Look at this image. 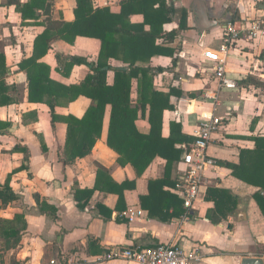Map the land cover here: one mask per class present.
Returning <instances> with one entry per match:
<instances>
[{"label": "crops", "instance_id": "obj_1", "mask_svg": "<svg viewBox=\"0 0 264 264\" xmlns=\"http://www.w3.org/2000/svg\"><path fill=\"white\" fill-rule=\"evenodd\" d=\"M92 1L94 7L101 8L121 0ZM195 1L166 0L171 22L164 25L163 30L178 32L177 38L166 45L174 50L175 63L170 57L160 56L153 58L150 64L162 69L154 77L157 91L168 93L173 88L182 93L181 97H170L173 110L163 113L162 136L169 135L172 121L180 122L182 132L192 137L202 119L220 118L221 125L212 135L208 155L215 162L237 164L240 150L253 149L252 139L264 136V88L245 81L250 77L264 84V38L255 41L241 38L231 46L226 75L237 82L235 91L216 89L209 76V61L202 57V52L221 45L223 28L229 18L252 19L264 13V5H253L250 0H243L239 6L234 0H202L209 18L216 22V26L203 31L196 26ZM26 2L0 0V53L9 69L6 82L13 88L10 96L14 102L0 107V122L10 124L5 134L0 135V185L9 178L8 185L16 195L15 201L0 209V218L11 221L19 217L14 227L21 231L18 246L1 252L0 264H126L120 260L96 263V259L113 249L156 245L182 247L187 251L197 249L199 260L193 264H241L246 257L262 260L264 217L253 200L258 188L232 177L230 170L217 166L207 174L205 187V192L208 187H215L229 191L238 199L228 219L217 224L208 221L206 215L213 205L203 198L187 219L182 215L164 223L150 219L147 212L136 205V196L147 195L148 182L164 176L165 161L155 158L140 177H136L130 165H118V156L106 145L107 117L90 154L68 160L67 130L62 119H80L90 101L78 97L68 105L62 103L55 108L57 119L53 125L48 106L28 102L26 74L18 71V65L31 57L33 42L44 28L21 19L16 5ZM74 7V0H54L52 18L71 22ZM182 10L187 12L188 29L178 31ZM43 20L42 16L39 21ZM50 46L39 62L50 68L51 80L65 86L78 85L89 71L83 65L70 70L63 64L59 66L56 54L64 62L73 56L95 62L100 48L98 40L82 37H77L73 44L56 40ZM110 64L115 68L122 66L116 61ZM107 83H113V72H108ZM131 97L135 102L134 89ZM135 125L138 132L148 133L146 117ZM97 165L106 169L108 178L116 183L135 180L134 191L125 193L128 203L125 211H116V195L100 191L94 192L83 211L76 207L74 190L94 187ZM183 171L182 161L175 163L171 180L180 178ZM98 205L103 209L99 210ZM106 210L112 212L110 217L106 216ZM131 212L136 215L133 221Z\"/></svg>", "mask_w": 264, "mask_h": 264}, {"label": "trees", "instance_id": "obj_2", "mask_svg": "<svg viewBox=\"0 0 264 264\" xmlns=\"http://www.w3.org/2000/svg\"><path fill=\"white\" fill-rule=\"evenodd\" d=\"M53 1L27 0L24 4L16 5L23 21H31L32 25L44 28L33 42L31 57L23 59L18 65V71L26 74L28 102L48 106L50 123L53 125L57 119L56 107L62 103L68 105L78 97L88 99L90 106L80 119H62L67 130L65 150L68 160L82 159L90 154L100 138L103 121L107 117L106 145L118 156V165H130L136 177H140L155 158H161L166 164L164 176L148 182L147 195L136 196V205L147 212L152 220L165 223L180 218L185 210L181 199L172 191L180 178L171 180L170 173L172 166L182 161L195 138L184 134L181 123L176 121L169 123V135L162 136L163 113L173 110L170 97H181L182 93L173 88L168 93L157 91L154 77L162 69L150 65L153 58L160 56L170 57L175 63L174 50L166 45L177 38L178 32L167 33L163 30L164 25L171 22V10L166 0H121L115 5L101 8L94 7L92 0H74L71 22L52 18ZM42 16L44 20L39 21ZM186 29L187 12L182 10L178 31ZM77 37L98 40L100 48L95 62L77 56L64 62L56 54L59 66L63 64L70 70L73 66L83 65L89 71L78 85L65 86L51 80L50 68L39 60L50 50L53 41L73 44ZM110 61L119 62L122 66L112 67ZM108 72H113L111 85L107 83ZM8 74L5 57L0 53V107L14 103L10 96L13 88L6 82ZM245 81L246 84L264 88V84L255 78L247 77ZM132 89L136 93L135 102L131 97ZM145 117L149 131L140 133L135 123ZM9 126L0 122V135L5 134ZM252 141L253 149H241L237 164L225 161H216V164L230 170L231 176L237 180L258 188L253 200L264 217V136H257ZM21 151L25 153L24 149ZM8 182L9 178L4 185H0V209L16 200ZM134 189L135 180L116 183L108 178L106 169L97 165L94 187L76 188L73 200L76 207L83 211L95 191L114 194L118 197L115 209L123 212L128 207L125 193ZM204 201L213 205L206 215L207 220L217 224L232 215L238 199L227 190L208 187ZM36 202L38 204L39 200ZM97 207L103 209L99 205ZM111 213L106 210L107 217ZM18 219L15 217L10 221L0 218V255L18 246L21 231L14 227Z\"/></svg>", "mask_w": 264, "mask_h": 264}, {"label": "built area", "instance_id": "obj_3", "mask_svg": "<svg viewBox=\"0 0 264 264\" xmlns=\"http://www.w3.org/2000/svg\"><path fill=\"white\" fill-rule=\"evenodd\" d=\"M227 1L230 2V0ZM234 1L239 6L243 0ZM250 1L256 6L264 5V0ZM241 38H246L248 41L264 38V13L252 19L233 20L229 18L223 28L221 45L216 49H206L202 52V57L209 61L211 67L209 76L212 77L219 91H235L238 88L237 82L227 77L226 68L230 48ZM220 125L221 119L211 116L202 119L192 132L195 141L183 156V175L173 188V192L182 201L185 210L182 216L184 219H187L195 210V206L203 200L207 174L218 166L215 160L208 155L207 150L212 135L219 130ZM135 216L134 212L130 213L132 221ZM117 260L124 261L126 264H193L199 260V254L197 249L187 251L182 247L168 245L130 247L110 250L107 254L97 258L96 263ZM262 261L264 262V258Z\"/></svg>", "mask_w": 264, "mask_h": 264}, {"label": "water", "instance_id": "obj_4", "mask_svg": "<svg viewBox=\"0 0 264 264\" xmlns=\"http://www.w3.org/2000/svg\"><path fill=\"white\" fill-rule=\"evenodd\" d=\"M193 10L196 17V26L199 30L204 31L216 26V22L209 18L207 6L204 1L196 0L193 5ZM241 264H264V262L258 258L246 257L241 260Z\"/></svg>", "mask_w": 264, "mask_h": 264}, {"label": "rangeland", "instance_id": "obj_5", "mask_svg": "<svg viewBox=\"0 0 264 264\" xmlns=\"http://www.w3.org/2000/svg\"><path fill=\"white\" fill-rule=\"evenodd\" d=\"M209 68H211V67H209ZM210 72H209V74L211 73V69L209 70Z\"/></svg>", "mask_w": 264, "mask_h": 264}]
</instances>
